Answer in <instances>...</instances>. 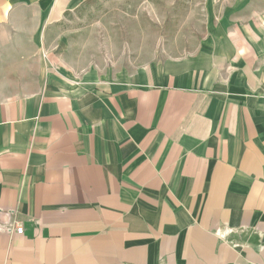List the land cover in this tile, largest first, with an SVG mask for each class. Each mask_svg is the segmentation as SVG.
I'll list each match as a JSON object with an SVG mask.
<instances>
[{
  "label": "crops",
  "instance_id": "obj_1",
  "mask_svg": "<svg viewBox=\"0 0 264 264\" xmlns=\"http://www.w3.org/2000/svg\"><path fill=\"white\" fill-rule=\"evenodd\" d=\"M86 1L0 0V32ZM204 4L188 57L0 103V264H264V0Z\"/></svg>",
  "mask_w": 264,
  "mask_h": 264
},
{
  "label": "rangeland",
  "instance_id": "obj_2",
  "mask_svg": "<svg viewBox=\"0 0 264 264\" xmlns=\"http://www.w3.org/2000/svg\"><path fill=\"white\" fill-rule=\"evenodd\" d=\"M204 2L88 0L54 24L22 14L0 32V103L34 94L51 69L124 76L188 57L208 35Z\"/></svg>",
  "mask_w": 264,
  "mask_h": 264
},
{
  "label": "built area",
  "instance_id": "obj_3",
  "mask_svg": "<svg viewBox=\"0 0 264 264\" xmlns=\"http://www.w3.org/2000/svg\"><path fill=\"white\" fill-rule=\"evenodd\" d=\"M10 230H14L17 234H24V230L22 225L19 222H14V224L11 226Z\"/></svg>",
  "mask_w": 264,
  "mask_h": 264
}]
</instances>
